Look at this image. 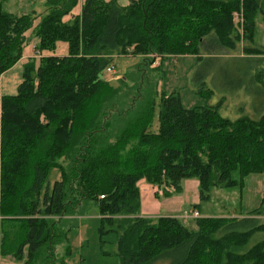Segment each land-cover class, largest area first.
<instances>
[{
	"label": "trees",
	"instance_id": "1",
	"mask_svg": "<svg viewBox=\"0 0 264 264\" xmlns=\"http://www.w3.org/2000/svg\"><path fill=\"white\" fill-rule=\"evenodd\" d=\"M5 1L0 74L22 57L34 20L31 13L4 10ZM77 2L44 0L35 50L53 51L63 40L68 54L28 59L16 94L0 99V258L63 264L57 250L62 245L68 253L72 220L96 206L100 232L116 233L120 264H264V239L248 246L264 231V195L248 216L195 217L186 224L174 216H140L138 189L145 180L169 196L181 192L184 180L196 179L202 200L210 187L234 184V169L240 180L264 173L263 83L254 113L230 119L219 105L186 108L174 92L159 96V78L147 72H160V64L149 67L156 59L201 60L211 50L234 49L240 29L251 40L264 0H128L126 6L84 0L72 14ZM128 55L142 58L130 97L100 78L114 56ZM198 83L205 86L204 79ZM197 93L210 97L213 91ZM51 168L60 172L52 185Z\"/></svg>",
	"mask_w": 264,
	"mask_h": 264
},
{
	"label": "rangeland",
	"instance_id": "2",
	"mask_svg": "<svg viewBox=\"0 0 264 264\" xmlns=\"http://www.w3.org/2000/svg\"><path fill=\"white\" fill-rule=\"evenodd\" d=\"M83 2L84 0H78L72 9V13L78 12ZM115 2L119 5H124L127 3V0H115ZM3 8L12 13L32 14L34 20L32 26L25 33L22 55L39 56L37 51H35L36 53L33 51V46L37 43L34 31L37 29L45 9L44 0H6L3 3ZM70 17L71 15H67L64 19L68 20ZM235 22H238L237 17H235ZM239 33L240 40H236L234 49L220 48L218 51L211 50L213 53L210 58L204 57L199 60L194 56L186 55L178 57L169 56L162 61L156 59L149 67L151 69H153L152 67L158 68L160 64V72L154 70H147V72L150 76L159 78L157 84L159 96L161 92H174L178 94L181 104L186 108L196 105H219L221 115L232 119L238 116L235 114H253L254 110L251 104L253 102L256 103H253L255 107V105L260 103L259 98L262 95L260 91H263L262 85L264 84L263 15L259 11L254 15L251 40L243 36L241 29ZM246 48L252 49L255 54H248ZM256 52L258 53L256 54ZM200 53L202 55L206 54L204 50H201ZM214 53L218 55L214 56ZM47 54L67 55V42L58 40L55 43L53 51L44 50L40 55ZM141 61L142 58L140 56H114L110 65L112 69L110 71L104 69L100 74V78L111 84L120 85L122 92H127L130 97L133 93L136 94L133 88L137 85L135 78L138 74L135 73L134 75L133 72H136ZM142 69L144 70L145 67H142ZM255 73L258 74V78ZM124 75H126L127 80L121 84L119 79ZM200 78L201 80L204 79L205 86L203 88L198 83ZM231 86L235 88L238 86V88L235 89L236 92L229 93L227 102H224L220 92L225 87L228 90H232ZM207 87H210L213 91L210 97L197 93V91L199 92V90ZM159 96L156 98L153 112L152 128L154 129L157 128L158 124L157 110ZM59 178V170L51 168L47 177L50 185L53 184L54 180ZM231 178L235 180L234 184L226 187L212 186L208 191V198L202 200L198 198V204L188 202V209L179 212L181 217L179 219L185 221L186 224L191 223L189 217L192 218L195 211L192 206H195L197 210L199 209L201 214H205L204 212H206V216H248L250 211L259 206L264 195V173H249L240 180L238 169H234L231 172ZM145 183L147 182L145 181ZM157 188L158 190L155 191L157 196L156 202H158V199L166 197L163 194V189ZM172 195L181 196L185 201L186 196L184 194L173 193L169 196ZM187 195L189 199L192 198L191 193H187ZM261 220L264 222V216L261 217ZM99 227L100 216L96 206H91L84 215L75 217L72 220L67 233L68 253L63 252L62 245L57 250L63 255V264H120L119 257L115 253L116 233L113 231L101 233ZM261 239H264V231L254 233L248 242V246ZM6 263L22 264L8 258H0V264Z\"/></svg>",
	"mask_w": 264,
	"mask_h": 264
},
{
	"label": "crops",
	"instance_id": "3",
	"mask_svg": "<svg viewBox=\"0 0 264 264\" xmlns=\"http://www.w3.org/2000/svg\"><path fill=\"white\" fill-rule=\"evenodd\" d=\"M127 3L121 6H126ZM82 5V4H81ZM81 9V6H80ZM80 9L76 13L72 14H77L80 12ZM33 51L35 52V45L33 46ZM36 53V52H35ZM38 53V52H37ZM37 55V54H36ZM50 55V54H47ZM38 56V55H37ZM33 57L30 55L23 54L22 57L9 69L6 71L2 72L0 74V99L4 95H14L17 92L18 85L21 82V77H22V68L23 64L31 58L38 59V57ZM12 72V73H11ZM236 92V91H235ZM230 92L224 88L220 92L222 99L224 102H227L228 100V95ZM235 115H240V114H235ZM223 116V115H222ZM238 116H235L233 119L237 118ZM227 117V116H224ZM229 118V117H227ZM232 119V118H230ZM139 185V182H138ZM139 189V194H140V216H148V217H158V216H174L177 218H181L179 212L181 211H186L188 209L187 203L192 202L195 204H198V182L196 179H186L182 182V189L180 194H184L185 201L182 199L181 196L177 195H172L169 197H164L158 199V202H156V194L155 191L158 190L156 186H153L151 184L145 183V181L140 180V185L138 186ZM187 193L192 194V198L189 199ZM193 210L197 211L198 217H216V216H211L208 215L206 216L205 214H201L200 210L195 207ZM219 216V215H217ZM223 217V216H222ZM224 217H232V216H224ZM238 217H243V216H238ZM191 221H193V217H189ZM7 264V263H6ZM8 264H15V263H8Z\"/></svg>",
	"mask_w": 264,
	"mask_h": 264
},
{
	"label": "built area",
	"instance_id": "4",
	"mask_svg": "<svg viewBox=\"0 0 264 264\" xmlns=\"http://www.w3.org/2000/svg\"><path fill=\"white\" fill-rule=\"evenodd\" d=\"M111 69H112V67H107V68H106L107 71H110ZM101 197H102V196H101ZM192 216H193L194 218H195V217H198V213H197V211H194Z\"/></svg>",
	"mask_w": 264,
	"mask_h": 264
}]
</instances>
